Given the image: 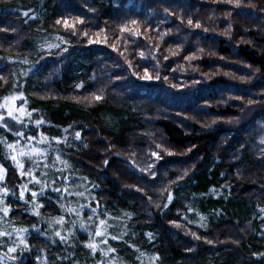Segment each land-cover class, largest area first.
<instances>
[{
  "label": "trees",
  "instance_id": "trees-1",
  "mask_svg": "<svg viewBox=\"0 0 264 264\" xmlns=\"http://www.w3.org/2000/svg\"><path fill=\"white\" fill-rule=\"evenodd\" d=\"M34 2L0 0V55L40 67V81L24 91L44 123L9 125L59 139L70 173L95 185L99 209L129 212L140 248L161 264H264V150L256 141L264 136V0H43L34 21L2 13ZM251 3L257 8L245 9ZM44 34L69 38L66 52L38 55L33 41ZM84 58L78 88L72 62ZM12 75L0 67V104ZM4 151L0 164L14 187L20 177ZM25 208H13L10 221L35 222ZM191 209L208 218L206 228L190 224ZM43 212L58 214L50 205ZM30 256L22 264H37Z\"/></svg>",
  "mask_w": 264,
  "mask_h": 264
},
{
  "label": "rangeland",
  "instance_id": "rangeland-1",
  "mask_svg": "<svg viewBox=\"0 0 264 264\" xmlns=\"http://www.w3.org/2000/svg\"><path fill=\"white\" fill-rule=\"evenodd\" d=\"M42 1L38 3L36 0V3L34 2L35 4H32L31 7L8 6L2 13L24 16L23 12L28 11L29 16L24 17L27 22L34 21L42 16L44 10ZM251 8L256 9L257 7L252 3L245 7V9ZM33 44L38 55H50L60 49L66 52L70 39L62 35L44 34L36 38ZM50 45H58V47ZM87 63L86 58L81 62L73 59L71 72H74L75 76L82 77L78 88L86 85L84 76L87 71L85 68ZM4 65L11 66L13 70L12 85L6 97H16V99L9 101V106L16 110L15 114L23 121L20 124L23 128L28 127L29 124L35 129L38 128L37 121L32 117L33 112L29 110L30 103L24 88L30 81L36 83L40 81L42 77L40 67L30 58L0 55V67ZM4 104L5 97L0 105ZM20 109L24 111H19ZM0 114L7 117L6 109L0 107ZM220 121L224 123L223 119ZM254 132L258 133L259 130L255 129ZM35 136V140L17 137L9 142L2 135L0 140L1 148L8 154L20 177L19 184L9 187L6 184L8 175L4 168L5 174L0 180V189H7L6 195L0 193V199L3 201L0 202V232L7 233L6 236H0V263L22 264L29 254L31 255L30 258L35 260L37 264H161L156 254L140 248V237L134 236L130 228L132 227V217L129 212L120 211L116 215H110L103 208L100 207L99 209L95 185H91L78 173H70L69 162L60 150V140L50 139L41 133L38 134V130ZM41 139H43V143H40ZM262 139L264 136H257L256 141L260 143ZM13 142H15L14 148L7 147L8 143ZM261 146L264 150V145L261 144ZM33 148L42 150L43 155L32 152ZM21 151L26 155H21ZM1 154L3 155V153ZM12 156H16V160H12ZM57 156L60 157L59 160L56 159ZM28 171L31 172V175L27 174ZM33 177L42 180L44 183L36 184ZM65 186L71 195L63 191ZM42 187L45 188L43 194L38 195L35 199L32 198L31 192L40 193ZM57 187L61 188L62 191L59 193L53 191ZM21 191L25 192L23 200L19 198ZM20 204L26 207L25 212L33 216L35 222L18 225L10 221L11 211ZM47 205L58 210V214L46 215L43 209ZM8 206H10L9 213L5 216L3 209ZM94 208L96 209L95 212H93ZM257 211L260 213L257 220L258 238L264 241V220L261 216L264 213L260 211V208ZM100 212L103 216H100ZM61 217H63V223H58ZM186 218L191 222L190 224L201 228H206L209 222L205 215L194 209L188 211ZM100 219L105 220L107 227L99 225ZM98 228L102 232L101 236L95 235ZM57 231L65 237L63 241L55 235ZM129 234L134 236V242H122ZM149 234V232H144L142 235L144 238L150 239L151 235ZM113 236H116L117 239H112ZM22 240L23 242H21ZM105 241L107 242L105 243ZM90 243L96 245L95 250L87 247ZM120 243L125 244L122 247ZM129 245H134V247H129ZM9 248H15V252H9ZM129 251L134 253V258L128 256Z\"/></svg>",
  "mask_w": 264,
  "mask_h": 264
},
{
  "label": "snow or ice",
  "instance_id": "snow-or-ice-1",
  "mask_svg": "<svg viewBox=\"0 0 264 264\" xmlns=\"http://www.w3.org/2000/svg\"><path fill=\"white\" fill-rule=\"evenodd\" d=\"M165 11L167 12V9H165ZM23 15H24L25 17H28V16H29V12H28V11H25V12H23ZM61 22H62L61 20H57V21H56L57 24H61ZM77 22H78V23H83V20H78ZM131 23L135 25V24H137L138 22L135 21V20H133V21H131ZM188 23L191 24L192 21L189 20ZM63 24L65 25V27H72L73 29H75V25H74V24H73V25H69V22H68V20H66V19L63 20ZM199 26H200L199 24L196 25V27H199ZM125 30H126L125 28H121V31H122V32L125 31ZM73 34H75V33H73ZM84 35L87 36L88 33L85 32ZM50 46L58 47V45H50ZM113 50L115 51L116 49L113 48ZM141 55H143V54L141 53ZM129 66L131 67V64H129ZM144 78L151 79V76L149 75L147 69L144 70ZM157 78H159V77H157ZM0 79H3V78L0 77ZM94 98H95L96 100H101L103 97H102L101 95H95ZM14 99H16V97H5V104H4V105H0V107L5 108L6 111H7V117H5V115H3V114H0V129H4L5 131L10 132V133H11L13 136H15V137H26L27 140H35V139H36V136H35V135H33V136H26V133H24V132H22V131H19V130H14V129L8 124L7 121H8L9 119L12 120V121H15V123H18V124H22V123H23V121L19 118V116H17V115L15 114V111H16V110H14L13 107L9 106V101L14 100ZM19 111H24V110H23V109H20ZM36 123H37V125H39V124L44 123V121H43V120H38ZM65 131H67V129H65ZM75 138H76L77 140L80 139V138H81V132L77 131V132L75 133ZM43 142H44L43 139H41V140H40V143H43ZM58 142H59V141H58ZM260 143H261L262 145H264V139H262V140L260 141ZM7 147H9V148H14V147H15V142H13V143H8V144H7ZM158 147H159V146H158ZM31 151H32V152L39 153L40 155H43V152H42V150H40V149L33 148ZM20 154H21V155H26V153H24L23 151H21ZM152 155H153V156H156L157 159L160 158L155 152L152 153ZM11 159H12V160H16V156H12ZM56 159L59 160L60 157L57 156ZM106 163H107V162H106ZM45 167H47V165H45ZM149 167H152V165H150ZM4 174H5V169H4V167H3L2 165H0V180L3 179ZM27 174H28V175H31V172L28 171ZM185 175H187V173H185ZM33 179L35 180V183L38 184V185H41V184L44 183L42 180L36 179L35 177H33ZM53 183H54V182H53ZM138 190H139V189H138ZM44 191H45V188H43V187L41 188L40 193H37L36 191H32V192H31V197L35 199V198L38 197V195H42ZM53 191L59 193V192L62 191V189L59 188V187H57V188H54ZM63 191L66 192V193H68L69 195H71V193L68 192L67 186H65V187L63 188ZM0 193H3V194L6 195V194H7V189H0ZM24 197H25V192H24V191H21L20 194H19V198H20L21 200H23ZM168 199H169V201L172 200V195H171V194H169ZM0 202H3L2 199H0ZM41 207H42V205H41ZM9 209H10V206L5 207V208L3 209V212H4V215H5V216L8 215V213H9ZM95 211H96V209L94 208V209H93V212H95ZM261 211H264V209H261ZM89 219H91V217H89ZM262 219H264V218H262ZM58 223H63V217L60 218V220L58 221ZM99 225L107 227L106 222H105L104 219H100V221H99ZM82 227H83V225H82ZM25 231H26V230H25ZM6 235H7V233H5V232H0V236H6ZM55 235H56L57 237H59L61 241H63V240L65 239V237H63L59 231H57V232L55 233ZM95 235H96V236H101V235H102V232L99 230V228L95 231ZM149 235H151V234H149ZM112 239H117V237H116V236H113ZM21 242H23V240H22ZM106 242H107V241H105V243H106ZM87 247L92 248L93 250H95L96 245L90 243V244L87 245ZM129 247H134V245H129ZM8 251H9V252H15V248H9ZM113 251H114V250H113Z\"/></svg>",
  "mask_w": 264,
  "mask_h": 264
}]
</instances>
